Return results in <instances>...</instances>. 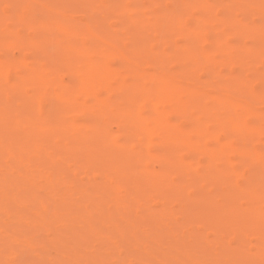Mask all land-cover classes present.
Returning <instances> with one entry per match:
<instances>
[{"label": "bare ground", "instance_id": "6f19581e", "mask_svg": "<svg viewBox=\"0 0 264 264\" xmlns=\"http://www.w3.org/2000/svg\"><path fill=\"white\" fill-rule=\"evenodd\" d=\"M72 1L86 15L0 0V247H28L34 226L48 264H264V0ZM207 54L208 78L182 83Z\"/></svg>", "mask_w": 264, "mask_h": 264}, {"label": "rangeland", "instance_id": "374dc122", "mask_svg": "<svg viewBox=\"0 0 264 264\" xmlns=\"http://www.w3.org/2000/svg\"><path fill=\"white\" fill-rule=\"evenodd\" d=\"M10 1V0H8ZM68 1V0H67ZM171 6L172 5V1L168 0L165 2V5ZM13 8H17L18 6H14L12 5ZM152 10H156L155 6L151 7ZM34 15L39 18L43 15V12L40 8H35L34 9ZM65 14L68 15H72L74 17H77L79 15H86V11L85 9L81 6V4L70 0L69 4L64 8ZM197 11L196 10H191V14H195ZM256 20V18H254ZM118 18H114L111 19V25H112V30H117L119 33H125V31H123V29L119 28L117 26L118 24ZM81 21L82 22H87L86 21V17L82 16L81 17ZM80 23V20L76 21V25H78ZM15 30H20V26L16 25L13 27ZM111 30V29H110ZM109 30V31H110ZM101 34H104L107 32V30H103L100 31ZM234 37L233 35H229V38ZM235 41V40H234ZM11 48L12 51H14V53H17L18 49L24 51L27 54H31L34 55L35 52H38V49L32 48L30 46H27L25 44H21L19 41L14 40L11 44ZM48 52L52 55H54L55 53V49L54 48H49ZM2 53V52H1ZM56 56V55H55ZM202 60H204L203 62H205V66L200 65V67L198 68V70L196 71V75H191V74H183L182 76H180V81L182 83H186V84H190L191 82H193L195 80V78L197 76H200L202 79H207L208 77V72L211 69L212 66V62L215 61V59L217 58L216 56H209L207 55H202L201 56ZM130 61L132 63H136V65L138 64L139 67L147 70L151 68V64H150V60H149V55L146 53H136L133 54L132 56H130ZM236 61L235 58H231L229 59V64L228 67H233V63ZM121 66V64L119 65ZM175 65L174 64H169L167 65V69H171L173 68ZM118 67V66H116ZM224 68H227V66H225ZM260 66H256L253 70L247 71L248 75H252L255 71H257V69H259ZM46 97H49L48 95ZM262 108H264V104L261 105ZM74 117L79 120H85V118L87 117V113L86 112H74ZM168 117L171 119H176V115L174 113H169ZM178 122L182 125V126H188L190 124V121L185 118V117H181L178 118ZM221 137L224 138L225 135L221 134ZM254 145L259 148L261 147V143L260 142H255ZM186 155V154H185ZM54 160L57 163H61V164H66L67 168H68V172L69 174H73L76 177H78L83 183H86L87 178L86 176V168L83 165H79L73 158H63V157H54ZM44 169H50V167L48 165L44 166ZM91 176L94 177V179L96 181H100V175H98L97 172H94L91 174ZM110 183H107V185H109ZM118 184H111L109 185V187H115ZM133 197V199H138V197L136 195L131 194ZM129 199L132 200L131 196L129 195ZM159 200L160 198L155 199V201L153 203L155 204H159ZM133 201V200H132ZM132 206V205H131ZM133 207H130V209L127 211H125L126 214H133L135 210L138 209H132ZM0 219L3 222L4 225L8 226V221H9V217L8 214L3 211L0 210ZM59 223H61V225H63L64 227H68L70 225V220L69 219H63L60 220ZM212 223V221H211ZM29 234H27L26 236L22 237L25 240V244H20V243H16L13 245H9L7 247H0V264H13V260L11 259L12 255V251L15 250L18 255L17 257V261L19 264H48L49 263V257L48 255H46L45 253H40L38 248H32L33 246H37V244L43 242L45 240V236L48 235V231L45 230L44 228H39V227H30L29 228ZM70 231V235H71V239H73L74 237H77V233H74ZM213 234L210 232L209 236L211 237ZM130 246V245H128ZM131 248V246L129 247ZM206 247H202L201 249H205ZM12 249V250H11ZM81 251H87V248L83 245L80 248ZM116 258H112L111 261L108 264H123L120 263L119 261L115 260ZM66 264H79V263H72V262H67Z\"/></svg>", "mask_w": 264, "mask_h": 264}]
</instances>
